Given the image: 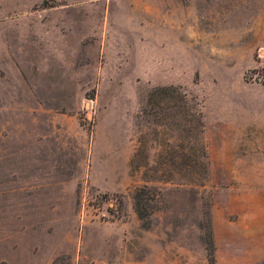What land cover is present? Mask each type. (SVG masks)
<instances>
[{
    "label": "rangeland",
    "instance_id": "obj_1",
    "mask_svg": "<svg viewBox=\"0 0 264 264\" xmlns=\"http://www.w3.org/2000/svg\"><path fill=\"white\" fill-rule=\"evenodd\" d=\"M263 9L0 0V264H264V171L237 196L209 178L264 161L235 128L264 92Z\"/></svg>",
    "mask_w": 264,
    "mask_h": 264
},
{
    "label": "crops",
    "instance_id": "obj_2",
    "mask_svg": "<svg viewBox=\"0 0 264 264\" xmlns=\"http://www.w3.org/2000/svg\"><path fill=\"white\" fill-rule=\"evenodd\" d=\"M262 13L264 14V9ZM245 40L247 50L253 51L262 49L264 51V23L259 27L257 17L253 20L248 29ZM246 97L247 96H245V99ZM256 98L261 100L259 106H255L254 108H249L247 106L240 107L238 111L241 118L238 122V126L235 128H237V133L243 129L253 131L251 135H246V137H244L246 142L245 145L257 148L258 152L261 153L262 148H264V92L260 97ZM217 141L218 143L220 142L219 139H217ZM232 141L231 138L230 143H232ZM226 142H228V140L222 141V144L226 146ZM260 157H263L262 154ZM263 171L264 161L261 162L259 160L257 162L255 159L249 157H229L225 161H220L218 159L212 160V158H210L209 161V178L227 180L229 184H232V186L228 188L229 190H227L228 196L242 194V189L245 188L242 183L244 178L251 179L252 182L249 187L252 189L255 188L257 180L260 178L261 172ZM262 258L263 256H252L248 263H256Z\"/></svg>",
    "mask_w": 264,
    "mask_h": 264
},
{
    "label": "built area",
    "instance_id": "obj_3",
    "mask_svg": "<svg viewBox=\"0 0 264 264\" xmlns=\"http://www.w3.org/2000/svg\"><path fill=\"white\" fill-rule=\"evenodd\" d=\"M256 59L257 60H263L264 59V51L262 49H258L256 52ZM250 73V72H249ZM247 74V72H246ZM253 74H260L261 77H259L258 79H256L257 82L259 83H263L264 84V69L257 71L255 69V72H253ZM247 79V78H246ZM255 81V80H254Z\"/></svg>",
    "mask_w": 264,
    "mask_h": 264
},
{
    "label": "trees",
    "instance_id": "obj_4",
    "mask_svg": "<svg viewBox=\"0 0 264 264\" xmlns=\"http://www.w3.org/2000/svg\"><path fill=\"white\" fill-rule=\"evenodd\" d=\"M136 214L140 218L144 216V213L141 210H139L138 208H136ZM209 262L212 263V259H210Z\"/></svg>",
    "mask_w": 264,
    "mask_h": 264
}]
</instances>
